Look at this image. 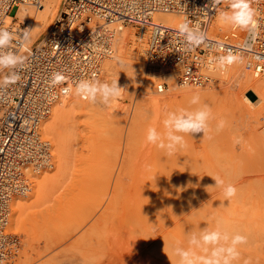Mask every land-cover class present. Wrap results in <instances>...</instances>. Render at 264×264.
<instances>
[{
    "label": "rangeland",
    "instance_id": "rangeland-1",
    "mask_svg": "<svg viewBox=\"0 0 264 264\" xmlns=\"http://www.w3.org/2000/svg\"><path fill=\"white\" fill-rule=\"evenodd\" d=\"M62 1L55 16L53 18L47 16L48 22H43L44 24L40 27L41 31L39 30L33 38L30 47L43 37L48 27L58 17L62 8ZM38 9L39 6H27L20 16L17 15L19 21L27 24V31L29 30L26 19L27 13L29 10L38 11ZM13 12L14 8L11 9V13ZM223 27L226 28L227 25ZM125 29H127L129 36L127 39L129 42L126 41L125 59L129 60L130 64L121 65L117 56L108 58V61L113 58L115 68L111 72L112 74L108 73L112 80L105 81L108 83L117 81L118 86L122 88L120 98L114 100L110 105L116 112V116L119 117V124L117 122L118 126H116L108 121L106 109L110 106L100 103L99 99L95 104L91 103L93 108H89L86 113L78 118V130L83 128V131H80V134L76 131L75 137L77 140L75 141L77 143L74 144L76 153L72 159L66 180L64 182L61 180L53 181L54 190H52V193L49 192L39 196L37 193L38 184L34 183L38 175H35L36 177L33 176L34 178L32 177L33 180L31 181V186L32 184L34 186L28 194L15 198L14 202L17 199L24 200L28 207L26 206L23 210L26 216L22 213V216L19 217L22 221L20 220V224L17 225L14 222L11 223V218L13 221V217L17 216L12 206L9 228L20 236L21 243L9 264H69L70 257H79V255L80 257L88 256L87 258L90 260L98 259L95 247L91 248L94 246L93 244H91V249L89 248L86 254L83 252V255H81L82 252L78 249V245L76 246L71 241L72 237L65 236L69 233L68 230L71 224L75 223L76 225H73L75 228L83 220L81 218L84 216L80 217L76 213L81 201L83 203H90L91 201L89 195L86 196L83 193L85 195L83 196L80 193L84 192L85 189L82 190L83 188L80 187L77 180L86 177V174L92 172V169L93 174L101 175L103 171L105 172L106 166L109 167L108 169L112 167L110 164L116 158H119L118 166L122 165L124 174L134 169L136 172L141 168H145L146 173L143 175H150L152 173L151 165L155 164L152 157L155 155L157 145L147 142L149 128H155L157 132H161L163 129V134L165 131L164 120L169 112H178L181 109L191 112L201 108L200 106H188L178 94L174 95L176 90L184 87L176 83V74L175 81L168 82L164 78L165 71L160 72L148 66L144 56V77L135 76L139 74L134 73L132 67V61H134L133 51H127L133 42L137 45L141 43L144 49V40L139 37V31L136 27L127 26ZM24 48L25 52L27 47L24 46ZM117 51L115 49L113 56L117 55L115 54ZM234 66L227 73L218 74L214 80L215 82L207 84L217 87L213 90V93L217 91L216 97L211 100L212 104L208 105V107L212 106L213 108H210L211 118L208 122L209 131L207 135L204 136L203 131L190 135L178 133V135L184 137L187 145L186 148H178L172 154V156L178 155L179 160L182 162L183 170L181 166L180 170H182L183 175L180 178L181 180L183 178V180L177 183V185L181 184V187L177 188L176 184L170 187L169 193H172V190L174 192V194H170L171 198L167 195L159 201L152 195L153 181L145 177L146 182H143L144 185L139 184L142 187L144 186V189L140 186V190L139 188L136 189L137 212L133 221H129V230H124L125 210L118 215L112 214V208H108L103 227L100 229L106 246L103 255L105 260L112 257L115 258V264L122 262L125 264H169L168 258L174 254L173 248L177 243L180 247L188 249L192 234L199 236L201 230L205 228L215 230L219 225L221 231H227L230 235L240 234L247 237V243L238 246L241 258L239 256L236 260L237 263L234 264H264V137L255 135L253 124L248 123V126H246L245 119H241L233 107L234 102L230 94L238 87L235 86L233 78L226 77L235 72L240 73L241 70L251 75L240 64ZM9 70L4 69L0 72V80L7 75ZM103 75L104 72L101 80H104ZM161 77L168 82L169 88L164 92H157L155 82ZM185 86L190 87L191 85ZM194 87L197 86H191L190 88ZM247 90L244 91L250 97H256L252 90ZM74 96L72 95L70 98ZM75 97V99L78 98ZM78 99L82 102H88ZM220 99L221 101H219ZM135 112H137V115L135 121L132 122ZM120 116L125 118L122 119ZM221 120L226 122L225 127L217 131V125ZM208 136H211V139ZM235 137H242L240 144L234 143ZM54 151L53 158H55ZM123 156H125L124 159ZM146 158L148 161H146ZM129 159H135V162L133 160H131L133 162H129ZM55 163V159H53V168L45 172L55 173L57 169V163ZM186 170L187 172H184ZM212 176H219L224 179L226 184H233L237 190L236 195L226 199L223 195V189L215 187ZM123 179L128 178L125 175ZM129 182L127 181L124 185L125 189L126 185L128 187ZM118 201L125 209L127 205L126 196H118ZM116 228L119 230L115 231ZM94 234L96 235V233H93V238L95 237ZM63 235L64 238H61ZM196 251L198 254H203L199 249Z\"/></svg>",
    "mask_w": 264,
    "mask_h": 264
},
{
    "label": "built area",
    "instance_id": "built-area-1",
    "mask_svg": "<svg viewBox=\"0 0 264 264\" xmlns=\"http://www.w3.org/2000/svg\"><path fill=\"white\" fill-rule=\"evenodd\" d=\"M41 2L0 0V27L18 38L28 29L17 17L19 8ZM251 3L259 21L254 32L218 24V14L228 10L229 0L219 5L212 0H63L58 17L36 44L24 52V47L13 43L26 60L16 69L20 79L0 87V264H9L21 243L9 228L13 200L27 193L33 176L53 168L52 147L41 130L52 108L72 96H64L61 89L80 80L100 81L103 62L113 56L117 38L127 26L136 27L144 40L148 66L175 72L180 86L213 82L222 73L209 71V63L229 49L242 57L238 64L244 70L264 77V0ZM157 12L179 20L164 23L154 18ZM182 22L206 35L200 46L188 50L177 30ZM54 73L65 80L53 85ZM168 88L163 77L155 82L157 92Z\"/></svg>",
    "mask_w": 264,
    "mask_h": 264
},
{
    "label": "bare ground",
    "instance_id": "bare-ground-1",
    "mask_svg": "<svg viewBox=\"0 0 264 264\" xmlns=\"http://www.w3.org/2000/svg\"><path fill=\"white\" fill-rule=\"evenodd\" d=\"M60 3H61V0H42L38 11H36L37 9L35 11H33V10L28 11L26 19H27V23L29 25L28 31L30 34V39H29V42L25 44V47H27V48L30 47L31 41H33V38L39 32L41 25L44 24L43 22L48 20L47 16L48 15L51 16L50 18H53L55 16V14L57 13V11L59 9ZM26 7H27V5H22L18 10L17 15L20 16L22 14L21 12H23ZM154 18L156 20H160V21L167 23V24H174L179 20V17L176 15H173L170 13H160V12L155 13ZM218 24L221 25L219 22H218ZM132 34H134V33H132ZM128 37H129L128 31H127V29L124 28V30L122 31L121 35L117 38V41L115 43V49H117L118 51L115 53L117 55L112 56V57L114 58L117 56V59H119V62L121 65L129 63V60L127 61V59H125L126 58L125 53L127 50L126 41H127ZM132 41H134V40H132ZM127 42H129V41H127ZM135 44L136 43H134V42L131 43V46L128 48L127 52H129V50H130V52L133 51L132 57H133L134 61H132V64H133L132 67L134 68V73H137L140 75V76L139 75H135V76H137V77L143 76L144 77L143 74L145 73V62L143 60V56H144L143 48L141 46V43L139 45H137V44L135 45ZM127 46H129V45H127ZM143 47H144V45H143ZM127 54H130V53H127ZM112 59H109V61L106 59L107 60V62L105 63L106 66L104 65V62L106 60H104L103 65H102V71L104 72V75H103L104 80H101L99 82L104 83L105 81H109V79L112 78L111 76H109V74L111 72H113L114 68H115V64L113 63ZM231 67L234 68L235 66L232 65ZM231 67H229L228 70H230ZM239 68H240V66H239ZM224 76H226V75H224ZM174 77H175V72L165 71V77L164 78L167 79L168 82L175 81ZM226 78H233V80L235 82V86L238 87L236 90L232 89V90H235L234 92H232V90H231L232 93L230 92L231 93L230 97H231L232 101L234 102L233 107L235 108L236 112L238 113V115L240 116L241 119H245L246 126H248V123L253 124V130L256 132L255 135H258L259 137H264V79H262V77L261 78L260 77H253V76L249 75L248 73H245L242 70L240 71V73L235 72L233 74H230V76H228ZM110 80H112V79H110ZM146 80H148V79H146ZM151 81H153V80H151ZM213 82H215V81H213ZM190 87L184 86L181 89L176 90L174 92V95L178 94L181 97L182 101L185 104L187 103L188 106H195V107L200 106V107H202L205 104L210 105V103L212 104L211 100L214 97H216L215 94L217 91L215 90L216 92L213 93V90L215 89L216 86H211V85L206 84L205 86H201V87L197 86L196 88L195 87L190 88ZM245 89L252 90L254 92V94L256 95V97H254V98L250 97L246 93V91H244ZM194 95H198L200 97L199 103L195 104V105L190 103V101L192 100ZM221 96H219V97H221ZM75 98L76 97L74 96L73 98L67 97V98L61 99L52 108L51 114L43 121L42 130H41L42 136L44 138L50 137V138H48V140L50 141L52 151L55 150L54 151L55 152V158H53V159H55V162L57 163V165H56L57 169H56L55 173L54 172L52 173L50 171L49 172L44 171L42 173L36 174V176L37 175L38 176L37 177L35 176L36 178H35L34 183L38 184L37 185L38 186L37 193L39 194V196L43 195L45 193H49V192L52 193V190H54V187L52 186V182L53 181L57 182L60 180L62 182H64L69 175V169L71 167L72 159L74 158L75 153H76L75 145H74L76 142L75 140H77L75 137L76 131L79 132V134L83 131V128L78 130L79 129L78 124H77L78 118L82 114L86 113V111L89 108L90 109L93 108V106H91L90 102H82L78 98L77 99H75ZM219 101H221V99ZM211 107H209V108H211ZM119 112L121 113V111H119ZM122 112H124V111H122ZM106 115L108 117L107 118L108 121L111 124L118 126L117 122L119 124V121H118L119 117L116 116V112H114V110L111 106H110V108L106 109ZM136 115H137V112L134 113V120L132 122L135 121ZM120 118L124 119L125 117L120 116ZM121 124H122V122H121ZM162 131H163V129H162ZM162 131L158 132V133L162 134ZM148 149H149V147H148ZM117 151H119V150H117ZM155 151H156V152H154L155 155H154V157H152L153 162H155V164L151 165L150 169H151L152 173L148 176L143 175L144 173H146L144 170L145 168H141V170H137L136 172L134 169L131 172L124 174L122 165L118 166V159L119 158H116L114 160V162L112 161L113 163L111 162L110 165H112V167L110 169H108L109 167L106 166V163L104 164L106 166L105 167L106 170H105V172L101 171L103 173V175H102V173H101V175L100 174L99 175L93 174L94 172L92 169V172H89L88 175L86 174V177H81L79 180H77L80 187L83 188L82 190L85 189L84 192H80V193H82L83 196H85L84 194H86V196L89 195L91 197V199H89L90 197H85V198H88L91 201H90V203L89 202L83 203L81 201V203L79 205V209L77 210L76 213L78 215H80V217L84 216L83 218H81L83 220L80 222V225L77 224L78 226L75 228L73 226L75 223L73 225L71 224V226L68 230L70 234L69 233L65 234V236L67 235V237H72L71 241L73 243H75L76 246L78 245V247H79L78 249H80V251L82 252L81 255H83V252L86 254L87 250L89 251L91 244H93L94 246L91 248L93 249L95 247V250H96L95 252L98 254V256H97L98 259L96 258V260H90L89 258H87L88 257L87 255H85L87 257H84V256L80 257V255H79L80 258L76 257V256L75 257L72 256L69 259V264H115V258L111 257L108 260H105L103 258L106 246L104 244L103 236L101 235L102 232L100 233V229H101V227H103L104 218L108 213L107 212L108 208H110V207L112 208V211H111L112 214L120 215L125 210L126 216L124 219L125 220L124 230L130 229V222L129 221H133L135 213L137 212V210H136V199H135L136 189L138 190V188H139V190H140V187H142V185H144L143 182H146L145 177L147 179L153 181L152 195L156 200H159V201L161 199L167 197V195L169 196V198H171L170 194L172 195V193L174 194V192L172 190V193H169L170 187H173L175 184H176L177 188L181 187V184L177 185V183H180V180H181L180 177H182V175H183V172L181 173V171L183 170L182 162L179 160V158H178L179 156L178 155H175V156L169 155L167 153L166 149H161L158 146H157ZM53 156H54V154H53ZM121 157H122V154H121ZM124 157L125 156H123V159H124ZM147 158L149 159V156ZM148 159L146 161H148ZM131 160L134 161L135 159H131ZM131 160L129 159V162H133ZM151 161H152V159H151ZM107 163H110V162H107ZM150 164H151V162H150ZM180 166H181L182 170H180ZM100 169H101V167H100ZM147 169H149V168H147ZM143 170H144V172H143ZM97 171H99V169H97ZM184 172H187V170ZM77 174H78V172H77ZM125 175L128 179L124 180L123 177ZM182 180H183V178H182ZM127 181H130V182H129L128 187L126 185V189H125L124 185L126 184ZM139 184H142V185L140 186ZM33 186H34L33 184H32V186L30 184L29 190L23 196H26L28 194V192L31 190V188H33ZM142 188L144 189V186ZM120 195L126 196L127 205H126L125 209L120 204L121 202L118 201V196H120ZM46 197H47V195H46ZM14 200H13L12 206H13L14 213H16L17 216H15V218L13 217V221L11 218V223L14 222L18 225V224H20V220L22 221V219H19V217L22 216L21 214L23 213V210L27 206V203L24 200H18L17 199L16 202H14ZM26 212L28 213L27 210H26ZM24 216H26V213L24 214ZM77 218H79V217H77ZM126 221H127V223H126ZM76 223H77V221H76ZM71 229L73 230L72 232H71ZM118 230L119 229H117L115 231H118ZM94 232L96 233V235L94 234L95 237L93 238ZM91 233H92V235H91ZM157 234H159V233H157ZM167 234H168V232H167ZM164 236H166V235H164ZM61 238H64V235ZM61 238H60V240H61ZM80 251H79V253H80ZM163 257L165 258L164 255H163ZM240 258H241V256H240ZM168 261H169V264H179V257L176 256L175 254H173V255H171L170 258H168ZM234 263H237V261L236 260L233 261V264ZM120 264H125V263L122 262ZM241 264H243V263H241Z\"/></svg>",
    "mask_w": 264,
    "mask_h": 264
},
{
    "label": "clouds",
    "instance_id": "clouds-1",
    "mask_svg": "<svg viewBox=\"0 0 264 264\" xmlns=\"http://www.w3.org/2000/svg\"><path fill=\"white\" fill-rule=\"evenodd\" d=\"M222 0H212V4L219 5ZM218 22L223 26L227 25L234 29L254 32L259 21L256 18L255 9L252 7L251 0H229L228 10L221 11L218 14ZM178 34L185 41L188 50L200 46L206 39V35L198 28L190 27L187 22L178 25ZM29 31H24L22 35L13 33L11 30L0 27V72L4 69L12 71L0 80V87H7L15 84L20 75L16 69L25 63L26 57L21 56L12 48L13 43L17 47H24L29 41ZM242 57L235 54L231 49L227 53L220 55L213 62L209 63V71H220L226 73L232 65L242 63ZM65 77L60 73H54L51 79L53 85L62 83ZM186 85L187 82H184ZM64 96L75 95L83 100L95 104L99 102L105 106H110L114 100L120 98L122 88L118 86L117 81L112 83L91 80H80L74 86H68L61 89ZM200 97L194 95L191 104H198ZM211 118V109L208 105H203L195 111H186L184 109L178 112H169L164 120L165 132L160 134L155 128H149L147 142L157 145L161 149H166L169 155L174 154L178 148H186V142L182 135L178 133H199L203 131L204 136L209 131V120ZM225 121L221 120L217 125V131L225 127ZM211 139V136H208ZM242 137H235L234 143L240 144ZM215 181V187L223 189V195L230 199L236 195V188L232 184H226L224 179L219 176H212ZM247 243V237L240 234L230 235L227 231H221L219 225L215 230L205 228L201 230L199 236L192 234L189 239L190 247L184 249L177 243L173 252L179 257V264H233L240 256L238 246ZM200 250L203 254H198Z\"/></svg>",
    "mask_w": 264,
    "mask_h": 264
}]
</instances>
